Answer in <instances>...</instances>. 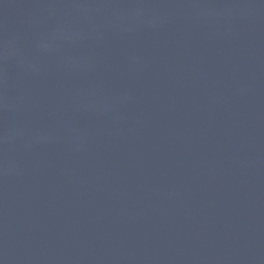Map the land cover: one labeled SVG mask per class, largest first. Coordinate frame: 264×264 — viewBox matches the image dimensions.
<instances>
[{"label":"water","instance_id":"95a60500","mask_svg":"<svg viewBox=\"0 0 264 264\" xmlns=\"http://www.w3.org/2000/svg\"><path fill=\"white\" fill-rule=\"evenodd\" d=\"M0 264H264V0H0Z\"/></svg>","mask_w":264,"mask_h":264}]
</instances>
